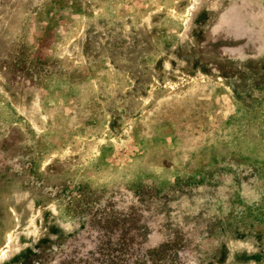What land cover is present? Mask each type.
<instances>
[{
	"label": "rangeland",
	"instance_id": "rangeland-1",
	"mask_svg": "<svg viewBox=\"0 0 264 264\" xmlns=\"http://www.w3.org/2000/svg\"><path fill=\"white\" fill-rule=\"evenodd\" d=\"M0 264H264V1L0 0Z\"/></svg>",
	"mask_w": 264,
	"mask_h": 264
},
{
	"label": "crops",
	"instance_id": "crops-1",
	"mask_svg": "<svg viewBox=\"0 0 264 264\" xmlns=\"http://www.w3.org/2000/svg\"><path fill=\"white\" fill-rule=\"evenodd\" d=\"M264 1V0H263ZM263 3V2H262Z\"/></svg>",
	"mask_w": 264,
	"mask_h": 264
}]
</instances>
